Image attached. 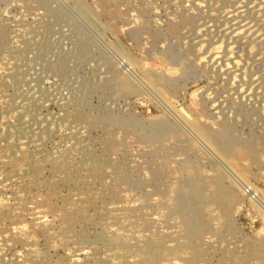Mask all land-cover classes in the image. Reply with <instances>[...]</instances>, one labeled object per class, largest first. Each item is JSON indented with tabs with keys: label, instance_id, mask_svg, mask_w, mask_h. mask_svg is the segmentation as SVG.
<instances>
[{
	"label": "rangeland",
	"instance_id": "obj_1",
	"mask_svg": "<svg viewBox=\"0 0 264 264\" xmlns=\"http://www.w3.org/2000/svg\"><path fill=\"white\" fill-rule=\"evenodd\" d=\"M0 264H264V0H0Z\"/></svg>",
	"mask_w": 264,
	"mask_h": 264
},
{
	"label": "bare ground",
	"instance_id": "obj_2",
	"mask_svg": "<svg viewBox=\"0 0 264 264\" xmlns=\"http://www.w3.org/2000/svg\"><path fill=\"white\" fill-rule=\"evenodd\" d=\"M232 23V22H231ZM238 25H239V23H238ZM245 26V25H244ZM234 27V26H233ZM230 28V27H229ZM243 28V27H242ZM239 30H241V29H239ZM239 30H237V31H239ZM236 31V30H235ZM248 32V31H247ZM233 34V33H232ZM245 34H247V33H245ZM251 35V34H250ZM227 39V38H226ZM214 53V52H213ZM226 54V53H225ZM216 55V54H215ZM233 61V60H232ZM232 63V62H231ZM227 65V64H226ZM230 66V65H229ZM235 67V66H234ZM230 68V67H229Z\"/></svg>",
	"mask_w": 264,
	"mask_h": 264
}]
</instances>
